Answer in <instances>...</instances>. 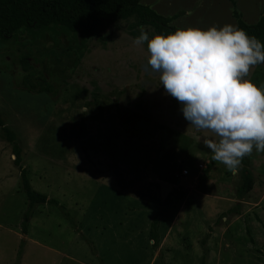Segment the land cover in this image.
I'll use <instances>...</instances> for the list:
<instances>
[{
  "label": "rangeland",
  "instance_id": "obj_1",
  "mask_svg": "<svg viewBox=\"0 0 264 264\" xmlns=\"http://www.w3.org/2000/svg\"><path fill=\"white\" fill-rule=\"evenodd\" d=\"M263 2L140 4L175 17L169 25L176 29L206 30L236 26L233 11L254 24ZM141 27L131 17L116 21L104 40L58 28L0 38V119L30 188L57 203L35 205L21 232L27 203L0 131V264H264V152L243 159L253 185L239 194L240 169L233 174L212 159L159 73L145 69L147 44H133ZM26 73L49 92L24 89ZM247 78L264 84V63ZM117 109L147 122L122 124ZM160 182L171 186L163 197ZM153 218L156 247L147 236Z\"/></svg>",
  "mask_w": 264,
  "mask_h": 264
},
{
  "label": "clouds",
  "instance_id": "obj_2",
  "mask_svg": "<svg viewBox=\"0 0 264 264\" xmlns=\"http://www.w3.org/2000/svg\"><path fill=\"white\" fill-rule=\"evenodd\" d=\"M145 43V69L159 73L193 138H204L213 160L236 174L253 150L264 152V84L257 87L247 78L264 63V43L231 24L178 28L151 38L142 26L133 44Z\"/></svg>",
  "mask_w": 264,
  "mask_h": 264
},
{
  "label": "trees",
  "instance_id": "obj_3",
  "mask_svg": "<svg viewBox=\"0 0 264 264\" xmlns=\"http://www.w3.org/2000/svg\"><path fill=\"white\" fill-rule=\"evenodd\" d=\"M236 26L244 29L249 35L256 36L264 43V2L262 15L254 24L247 25L241 21L240 16L233 11ZM133 17L139 26H148L153 35H167L177 29L169 25L170 18L162 17L140 4V0H0V38H6L21 29H47L58 28L64 32H75L85 37H96L104 40L103 34L118 20L125 21ZM22 70L27 71L25 61H22ZM29 73L22 78V86L28 92H49V88L29 82ZM117 118L122 124L147 122V118L131 110L117 109ZM82 129V123H80ZM0 131L4 139L11 144L12 163L19 168L20 186L27 203V209L22 215V229L25 233L26 226L31 217V209L35 205L50 204L57 206L53 200L46 199L43 194L33 191L28 183L26 171L20 168L19 148L14 142L13 134L7 129L0 119ZM240 184L238 192L247 194L253 185V178L245 168L242 161L240 167ZM168 182H170L168 180ZM60 207V206H59ZM158 220L153 218L148 230V240L152 246L159 243L160 235L157 231Z\"/></svg>",
  "mask_w": 264,
  "mask_h": 264
},
{
  "label": "water",
  "instance_id": "obj_4",
  "mask_svg": "<svg viewBox=\"0 0 264 264\" xmlns=\"http://www.w3.org/2000/svg\"><path fill=\"white\" fill-rule=\"evenodd\" d=\"M167 187L170 188L171 186L169 184H166V183H162V182L159 183L161 197H163L166 194V192L168 190Z\"/></svg>",
  "mask_w": 264,
  "mask_h": 264
},
{
  "label": "built area",
  "instance_id": "obj_5",
  "mask_svg": "<svg viewBox=\"0 0 264 264\" xmlns=\"http://www.w3.org/2000/svg\"><path fill=\"white\" fill-rule=\"evenodd\" d=\"M198 168H199V169H202V165H199ZM186 174H187V171H184V170H183V171H182V175H186Z\"/></svg>",
  "mask_w": 264,
  "mask_h": 264
},
{
  "label": "crops",
  "instance_id": "obj_6",
  "mask_svg": "<svg viewBox=\"0 0 264 264\" xmlns=\"http://www.w3.org/2000/svg\"><path fill=\"white\" fill-rule=\"evenodd\" d=\"M140 1H141V0H140ZM146 5H147V3H146ZM144 6H145V5H144ZM147 7H148V6H147ZM148 8H149V7H148ZM239 16H240V15H239ZM174 18H175V17H171V19H173V20H174ZM258 19H259V17L256 18L254 22L256 23V22L258 21ZM173 20H172V21H173ZM150 242H152V241H150Z\"/></svg>",
  "mask_w": 264,
  "mask_h": 264
}]
</instances>
